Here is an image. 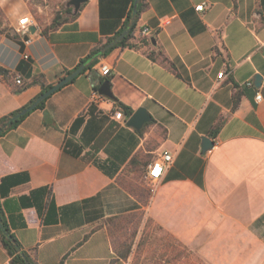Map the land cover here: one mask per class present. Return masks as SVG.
Masks as SVG:
<instances>
[{"label":"crops","instance_id":"crops-1","mask_svg":"<svg viewBox=\"0 0 264 264\" xmlns=\"http://www.w3.org/2000/svg\"><path fill=\"white\" fill-rule=\"evenodd\" d=\"M63 2L40 0L46 23ZM135 6L136 13L142 7L137 19ZM0 8L13 29L22 18L35 20L29 0H0ZM133 25L130 42L148 44L114 48L0 137V209L9 229L38 264H128L116 254L110 219L147 215L184 244L216 239L220 263L260 261L264 0H90L56 31L7 36L0 67L20 85L44 79L14 93L0 76V117ZM143 28L152 33L142 37ZM102 64L112 70V95L133 113L146 108L151 115L142 130L128 126L123 110L116 118L109 98L93 100ZM206 136L214 146L203 151ZM163 151L174 163L152 195L144 176ZM0 264H10L1 241Z\"/></svg>","mask_w":264,"mask_h":264},{"label":"trees","instance_id":"trees-1","mask_svg":"<svg viewBox=\"0 0 264 264\" xmlns=\"http://www.w3.org/2000/svg\"><path fill=\"white\" fill-rule=\"evenodd\" d=\"M84 5H82V7L77 12H75L73 6H67L63 11L56 12L52 22L42 30V33L47 34L49 31H56L60 27H62L64 24L72 20H75L79 16ZM141 10H142V7H138V12L135 15L136 19L139 13L141 12ZM0 15H4L1 9H0ZM134 28H135V25L131 27L130 31L128 32V35L124 37L122 40H120L116 45L106 49L107 45L111 43L113 39H115L113 38V39L108 40L106 44L92 50L89 55L81 59V61L79 62V64L76 66L74 70L67 71L66 75L72 73L73 71H75L76 69H78L80 66L84 64L86 66L82 70L81 74H84L87 71H93L94 66L98 63L99 59L101 57L106 56L110 51H112L116 47L141 48L143 45L148 44L149 42L144 39L139 40L137 43L130 42V39L132 37L131 35L134 31ZM12 37L15 39H18L20 38V35H18V33L15 32V34L12 35ZM161 56L162 54H160V57ZM149 57L153 60L157 59L155 54L152 52L149 53ZM162 58H163V61H167V58H165L164 56H162ZM12 75L13 74H11L9 70H6L0 67V76H2V78L6 80L7 83L12 87L14 93H20L23 90H25L27 87H29V85L39 84L44 79L43 75H37L33 77L32 82L30 84L17 85L15 80L12 78L14 77ZM105 81H108L111 85V75L106 76V77H101L99 80L97 89H99V87ZM52 86L53 85H45L44 83H42L41 84L42 89H41L40 94L43 92H46ZM38 96H36L34 99H32L28 104H26L22 108L17 109L8 115L0 117V137L6 135L11 130L16 129L32 111H35L36 109H42L44 107V104L48 98L43 100L31 112L27 113L26 115L20 117L17 120L12 121V118L16 116L20 111H22L23 109L29 107L32 103H34L36 99L38 98ZM110 100L113 101L118 108L123 110L126 116H131L133 114L132 108H130L129 106L119 101V99H117L115 96H112ZM220 126H221V123H218L215 129L211 132L212 136H215L218 134V132L220 131ZM134 192H135V189H134ZM136 193H138L139 196L142 194L139 188L136 189ZM136 216L137 215H134V216L128 215V216L110 219V222H112V224L115 227V230L111 231L112 239L114 242V249L118 257L122 260H128L129 257L132 255L133 245L137 237L138 228H139V222ZM131 229L132 231H131V236H130L129 232ZM0 241L10 257V264H38L36 260L32 258L29 252L26 251L21 246V244L18 242L14 234H12L1 212V209H0ZM59 264H64V262L61 261Z\"/></svg>","mask_w":264,"mask_h":264},{"label":"rangeland","instance_id":"rangeland-1","mask_svg":"<svg viewBox=\"0 0 264 264\" xmlns=\"http://www.w3.org/2000/svg\"><path fill=\"white\" fill-rule=\"evenodd\" d=\"M68 2L69 0H64L58 9L56 6L52 8L50 10L51 14L55 15L56 12L63 11ZM29 3L35 17L33 24L43 30L49 24L44 21L46 16L39 10L40 0H29ZM15 32L18 33L16 29L10 27L5 15H0V42L5 37L14 35ZM138 222V234L128 264H225L220 263V248L212 245L217 242L216 239L210 240L208 246L203 247L199 244L191 246L190 244H184V242L156 225L150 216H139ZM131 231L132 229L129 232L130 236ZM251 264H264V258H261L260 261L257 259L255 263Z\"/></svg>","mask_w":264,"mask_h":264},{"label":"water","instance_id":"water-1","mask_svg":"<svg viewBox=\"0 0 264 264\" xmlns=\"http://www.w3.org/2000/svg\"><path fill=\"white\" fill-rule=\"evenodd\" d=\"M88 1L90 0H69L67 6H73L75 12H77L82 5L86 4ZM136 6L134 8V12L136 13ZM37 30V26L34 24L29 25L28 27H26L23 31L25 33H35ZM125 36V33H123L116 41H114L113 43L109 44V46H113L114 44H116L119 40H121L123 37ZM154 42V41H153ZM85 64L80 66L78 69H76L75 71H73L72 73L66 75L64 78H61L55 85H53L50 89H48L46 92L41 93L38 98L36 99V101L34 103H32L29 107L23 109L22 111H20L16 116H14L12 118V121L19 119L20 117L26 115L27 113L31 112L32 110H34L43 100L47 99L48 97H50L53 93H55L56 91L60 90L61 88H63L64 86H66L67 84H69L70 82H72L78 75L81 74L82 70L85 68ZM262 80V76L260 75H256L255 76V82L257 83V85L260 84ZM100 95L111 99L112 98V91H111V85L108 81H105L98 89ZM152 120L151 115L149 114V112L147 111L146 108H139L138 110H136L128 119L127 124L128 126H131L133 128H135L136 130L140 131L143 129V127L149 123ZM214 146V142L211 140V138L209 137H203V151H208L210 149H212V147Z\"/></svg>","mask_w":264,"mask_h":264},{"label":"built area","instance_id":"built-area-1","mask_svg":"<svg viewBox=\"0 0 264 264\" xmlns=\"http://www.w3.org/2000/svg\"><path fill=\"white\" fill-rule=\"evenodd\" d=\"M203 5L196 7L197 11L203 10ZM34 21L30 17H25L19 20L17 31H23L26 27L33 24ZM152 33V30L150 28H143L141 30L142 37H147ZM111 68L105 64H102L99 68V73L102 77L110 76L111 75ZM226 75V73L221 72L219 74V78L222 79L223 75ZM16 83L19 85L21 84V81L19 79L16 80ZM250 85V83H249ZM93 100L96 102L97 99L101 98V95L98 90H95L93 92ZM263 99L262 95L258 93L256 95L257 102H261ZM121 109L117 108V111L114 113V116L116 118H121L122 114L120 113ZM174 163V156L167 151H163L155 160H153L147 167V172L144 176V184L147 186V188L150 190V193L153 195L157 189L161 181L163 180V177L165 173L171 168V166Z\"/></svg>","mask_w":264,"mask_h":264}]
</instances>
